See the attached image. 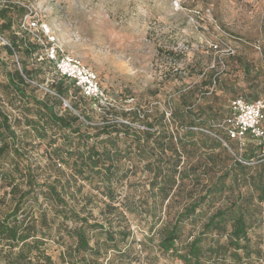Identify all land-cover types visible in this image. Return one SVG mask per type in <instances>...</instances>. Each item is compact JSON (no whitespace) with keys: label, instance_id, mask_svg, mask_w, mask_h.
Returning a JSON list of instances; mask_svg holds the SVG:
<instances>
[{"label":"rangeland","instance_id":"rangeland-1","mask_svg":"<svg viewBox=\"0 0 264 264\" xmlns=\"http://www.w3.org/2000/svg\"><path fill=\"white\" fill-rule=\"evenodd\" d=\"M12 5L19 6L24 13L12 14V30L0 33V109L10 116L21 150L19 154L15 152L12 137L5 135L10 148L0 158V218L14 206L17 196L10 193L12 186L18 183L19 189H28L21 178L26 180L25 175L28 176L30 171L38 175L39 184L56 177L55 168L50 164V153L55 147L51 143L57 139L56 145H61L66 135H73L70 130H62L47 121L46 116L41 117L45 112L37 101L54 104L58 115L66 113L65 102L76 103L79 110L73 111L77 115L83 113L88 120L81 133L90 137L92 143L100 126L116 122L128 124L130 120L125 115L135 109L151 113L156 108L165 112L167 124L175 131L171 114L180 95L186 91L207 93L203 105L218 114L215 129L229 114L234 99L264 98V0H0V8ZM30 18L37 22V30L27 29ZM42 25H46L55 37L61 52L79 59L98 74L108 98L105 103L88 98L74 88L69 90L62 106L54 101V85L59 75L55 66L46 61L44 45L49 39L41 31ZM25 36L40 43L41 50L31 57L22 50L19 55L10 56L5 46H10L15 37L20 40ZM229 47L233 50L231 54L227 51ZM23 65L33 76L28 80L25 96L8 81V73L21 70ZM207 72L218 78L212 87L201 84ZM28 119L33 124L28 123ZM81 120L84 121V117ZM43 124L47 131H41L44 137L36 134V127L43 128ZM134 126L131 130H113L114 137L119 132L118 145L123 150L127 146L135 148L136 144L132 142L135 133L139 135L146 129L141 122ZM223 137L222 143L232 155L238 153L240 157H249L251 145L255 144L253 140L248 139L243 147H239L235 141ZM199 152L184 159L185 163L188 166L195 164ZM128 155L123 162L130 176L113 204L118 207L117 211H106L105 202L110 203L109 200L84 184L83 193L94 197L88 205L94 215L90 223L97 221L115 235V240L109 241L105 232H93L90 243L99 248L100 255L86 254V259L100 264H184L175 255L159 249L158 231L164 222H173L183 211L187 191L192 187L187 186L185 191L172 196L162 208L158 206L157 218L153 219L144 209L145 199L149 204L153 203L150 197L153 174L144 169L145 162L137 158L129 160L132 155ZM61 167L70 174L65 165ZM3 173L15 178L14 185H10V179L2 180ZM195 189L197 193L199 188ZM127 196V204L137 212L132 213L122 206ZM30 203L24 207L25 213L31 206L49 207L42 194L37 201L32 198ZM222 205V200L216 201L215 207L210 209L206 205L204 216L188 221L182 244L192 240L202 223ZM35 213H38L37 209ZM262 214L264 220V212ZM48 218L54 222L41 233L46 243L43 248L52 258L50 264H71L64 261V256L74 245L66 228L77 224L64 223L53 212ZM263 229L262 225L250 232L251 237L256 236L255 232L262 233ZM120 231L129 235L123 238ZM178 246L180 248L181 244ZM14 258L2 252L0 264H11ZM259 263L264 264V259L256 261L254 257L253 264Z\"/></svg>","mask_w":264,"mask_h":264},{"label":"trees","instance_id":"trees-1","mask_svg":"<svg viewBox=\"0 0 264 264\" xmlns=\"http://www.w3.org/2000/svg\"><path fill=\"white\" fill-rule=\"evenodd\" d=\"M20 10L22 9L15 5L0 8V33L12 30V14L17 11L23 14L24 10ZM23 38L17 40L15 37L10 46H5L10 56L19 55L22 50L31 57L41 50L40 43L32 41L29 36ZM46 61L49 62L47 59ZM32 78L31 71L25 65L21 70L15 69L8 73L9 85L23 96L25 88L29 86L28 80ZM217 82L218 78H213L212 73L207 72L201 84L212 87ZM54 86V101L61 106L69 96L70 89L74 88L83 95L74 81L60 75ZM206 94L186 91L180 95V101L171 114L175 131L167 124L165 112L156 108L151 113L135 109L125 115L130 120L128 124L116 122L100 126L97 138L92 143L90 137L81 133L82 126L88 120L83 113L77 115L73 111L79 110L76 103H71V108H67L66 113L58 115L54 104L37 101L40 109L45 112L41 113V117L46 116L47 121L62 130H70L73 135H66L61 145H56L57 139L51 143L55 147L50 153V164L57 173L53 180L47 179L39 184L38 175L30 171L28 176L25 175L26 180L21 178V182L29 186L23 191L19 189L20 184H12L14 177L3 173L2 180L10 179V185H14L10 193L17 197L11 211L0 218V253L13 255L15 258L11 264L52 263V258L43 248L46 243L41 231L48 229L54 222V219L48 218L49 213L53 212L64 223L70 221L77 224L75 227L66 228V233L74 240V245L64 256V261L71 264H100L85 257L90 253L100 255L99 248L90 243L91 234L100 230L106 233L109 241H114L115 235L111 229H106L97 221L90 223L94 215L88 205L94 197L90 193H83L84 184L109 200L110 203L105 202L106 211H117L118 207L113 204L118 200V193L130 176L123 159L130 153L132 157L129 160L137 158L140 162H145L144 169L153 174L150 193L153 203L149 204L147 199L144 200V209L153 219L157 218L158 206L162 208L172 196L179 195L187 186L192 187L187 191L183 211L173 222H164V226L158 231L159 249L162 252L175 255L184 264H253L254 257L256 261L264 259V229L262 233L255 232L256 236L253 238L250 235V232L264 226V157H261L260 149L254 143L251 145L249 157H240L238 153L234 156L229 152L222 141L223 136L230 139L221 126L232 115V103L229 114L215 129L214 123L218 114L204 107ZM237 99L240 98L233 101ZM81 117H84V121ZM30 122L32 120L28 119V123ZM137 122L145 124L146 129L139 135L135 133L132 140L136 144L135 148L127 146L123 150L118 145L119 132L114 137L113 130H131ZM41 131L47 132L45 124L43 128L36 127L37 135ZM5 135L12 137L14 150L19 154L21 143L13 130V122L0 109V158L10 148ZM125 135L129 136L127 133ZM198 151L199 160L188 166L184 159H190ZM61 165H65L70 174H66ZM195 188H199L197 193ZM39 194L46 197L49 207L31 206L28 213H25L24 207L31 204L32 198L37 201ZM218 200H222L223 205L215 208L192 240L182 244L186 223L204 216L207 213L204 206L208 205V209L215 207ZM128 201L127 196L122 206L132 213L137 212L136 208L127 204ZM39 234H42L41 238L38 237ZM119 234L123 238L129 235L123 231ZM178 244H181L180 248ZM81 254L84 256L79 257Z\"/></svg>","mask_w":264,"mask_h":264},{"label":"built area","instance_id":"built-area-1","mask_svg":"<svg viewBox=\"0 0 264 264\" xmlns=\"http://www.w3.org/2000/svg\"><path fill=\"white\" fill-rule=\"evenodd\" d=\"M36 27L37 22L30 18L27 29L33 31L37 30ZM41 28L49 39L44 45L46 59L55 66L58 75L74 81L86 97L105 103L108 98L98 74L79 59L61 52L55 37L51 35L46 25H42ZM227 51L229 54L233 52L231 47L227 48ZM65 106L71 108L67 102ZM221 127L229 139L237 141L240 147L244 146L247 138L253 140L260 149L261 157H264V98L251 102L241 98L233 101L232 115Z\"/></svg>","mask_w":264,"mask_h":264}]
</instances>
